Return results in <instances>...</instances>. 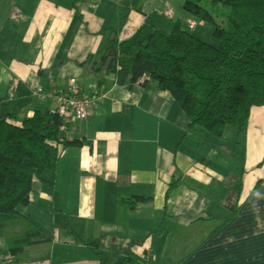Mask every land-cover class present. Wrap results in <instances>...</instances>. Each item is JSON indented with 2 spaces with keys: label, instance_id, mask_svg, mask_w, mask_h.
Listing matches in <instances>:
<instances>
[{
  "label": "crops",
  "instance_id": "obj_1",
  "mask_svg": "<svg viewBox=\"0 0 264 264\" xmlns=\"http://www.w3.org/2000/svg\"><path fill=\"white\" fill-rule=\"evenodd\" d=\"M80 1L0 2V114L3 104L17 121L56 110L34 96L51 80L67 91L77 77L85 93H108L86 121L63 132L84 146L63 151L56 170L43 175L47 183L33 182L19 214L48 240L11 264H100L91 245L106 264L130 254L173 264L168 248L183 257L174 264H264V108L253 110L246 132L230 143V159L220 161L229 142L191 131L168 93L152 83L121 86L95 71L112 40L131 43L148 23L157 25L161 11L155 17L142 4ZM14 5L28 23L12 19ZM137 200L147 201L132 210Z\"/></svg>",
  "mask_w": 264,
  "mask_h": 264
},
{
  "label": "trees",
  "instance_id": "obj_2",
  "mask_svg": "<svg viewBox=\"0 0 264 264\" xmlns=\"http://www.w3.org/2000/svg\"><path fill=\"white\" fill-rule=\"evenodd\" d=\"M205 3L185 0L181 10L195 20L187 28L178 21L172 32L152 28L145 38L142 28L132 43L112 40L95 71L105 70L121 86L134 87L149 78L146 85L168 93L191 131L201 129L224 140L229 128L238 136L245 133L253 110L264 108V0H210L212 10ZM221 3L222 9L216 10ZM196 21L213 27L219 47L193 33ZM8 107L3 104L0 114V261L13 260L48 240L19 209L30 205L35 180L47 183L43 175L56 170L63 151L84 146L83 141L64 136V120L56 110H36L32 118L17 121ZM180 185L172 183L170 191ZM146 201L137 200L132 210ZM239 212L240 207L232 219ZM89 248L100 264H106L97 245ZM151 262L149 256L139 259L130 254L121 264Z\"/></svg>",
  "mask_w": 264,
  "mask_h": 264
},
{
  "label": "rangeland",
  "instance_id": "obj_3",
  "mask_svg": "<svg viewBox=\"0 0 264 264\" xmlns=\"http://www.w3.org/2000/svg\"><path fill=\"white\" fill-rule=\"evenodd\" d=\"M99 1H104V0H88V1L87 0H81L80 1V4H84V3L86 4V2L87 3L89 2V3H93L95 6H97V3ZM117 1H126L127 3H134V4H137V5L138 4H142V6L144 8V13L147 14V15H149V13H151V15H153L155 17H158L159 15L157 14V12L161 11L160 12L161 13L160 14L161 17L159 16V18L156 19L157 25H153V24H149L148 23V25H146L144 27L145 28L144 29V36H145V38H148L151 35L150 31H152V28H157V29L162 30V31H165V32H172L175 24L178 21H181L183 23V25H184L185 28H187V24L189 22H191V20L192 21H195L194 19H192V17H190L188 14H186L184 11L181 10V8L184 5L185 0H170L168 2V6H170L171 8H169L168 6H166V4H163V2L161 0H117ZM205 5H206V8L208 10H212L213 9V7L210 4V0H207V4L205 3ZM14 6H16V5H14ZM222 6H223L222 3L221 4H218V7L216 6L215 9L220 11L222 9ZM166 11H172V17L171 18H166L164 16V14L166 13ZM12 19H13V14H12ZM28 21H29V19L27 17V23H28ZM15 22L22 23V22H19V21H15ZM196 22H197V27L194 30H192L193 33L200 40H202L203 42H205V43H207V44H209L211 46L219 47L218 41L213 36V31H214L213 27H211L210 25H202V24L199 23V21H196ZM99 59H101V57H99L95 61L99 62ZM95 61H90L89 67H91V65ZM83 80L84 79H79V78L76 77V78H74V81H73V79L70 81V86L69 87H71L72 85H74L73 82L76 83L77 85L78 84H82V81ZM42 91L47 96L48 94L55 95L60 90L56 86L55 81L51 80V81H49V83L47 84V86L42 87ZM51 100H53V99H51ZM45 102H48V101H45ZM63 134L65 135V133H63ZM236 135H237V133H236V130L235 129L229 128L227 130L226 135H225V139H226V141L229 142V144H227V142H226V144H224L225 145V150L224 151H220L221 155H223V157H224V159L223 158H220V161L225 160V159L226 160H229L230 159V157L228 156L227 152L229 150V147L232 148V145H230V143H232V144L234 143V136L236 137ZM241 143H242V141L240 140L239 153L236 154V157H234L236 161L237 160H240L241 157L243 156V148H244V145L241 144ZM241 152H242V155H241ZM239 156H240V159H238ZM167 252L169 253V254H167V256H171L172 257V263L173 264L175 262H177L178 260H180L181 258H183L181 255H179V254H177L175 252L173 253L172 249L170 251V249L168 248L167 249ZM180 254H184V252H182ZM155 263H156V260H154V264ZM110 264H112V263H110Z\"/></svg>",
  "mask_w": 264,
  "mask_h": 264
},
{
  "label": "built area",
  "instance_id": "obj_4",
  "mask_svg": "<svg viewBox=\"0 0 264 264\" xmlns=\"http://www.w3.org/2000/svg\"><path fill=\"white\" fill-rule=\"evenodd\" d=\"M13 19L15 21H19L22 23H27V17L20 11L19 7L13 8ZM166 18L172 17L171 11H166L164 14ZM203 25V23H201ZM195 23H191V27H195ZM150 82L149 78L141 79L139 83L135 85V87H143L147 83ZM72 85L67 91L60 90L57 94L47 96L42 91V87L38 88L34 92V96L36 99L43 103L45 101L53 102L56 106V112L63 118L65 126L63 127V131L66 127L74 122H84L88 118V111L91 109H97L99 103L108 97V93L96 92L92 95H89L84 92V90L73 82ZM46 93V92H45ZM53 99V100H51ZM0 264H11L8 259H1Z\"/></svg>",
  "mask_w": 264,
  "mask_h": 264
},
{
  "label": "bare ground",
  "instance_id": "obj_5",
  "mask_svg": "<svg viewBox=\"0 0 264 264\" xmlns=\"http://www.w3.org/2000/svg\"><path fill=\"white\" fill-rule=\"evenodd\" d=\"M80 86V85H79ZM101 92H103V91H101Z\"/></svg>",
  "mask_w": 264,
  "mask_h": 264
}]
</instances>
